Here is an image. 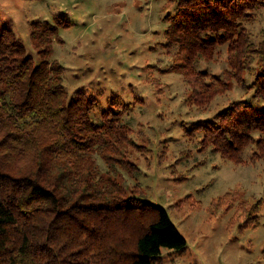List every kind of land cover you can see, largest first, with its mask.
<instances>
[{
    "label": "trees",
    "instance_id": "1",
    "mask_svg": "<svg viewBox=\"0 0 264 264\" xmlns=\"http://www.w3.org/2000/svg\"><path fill=\"white\" fill-rule=\"evenodd\" d=\"M165 10V47L176 59L170 71L197 75L213 99L228 86L197 65L227 47L230 76L257 100L233 102L214 122L196 124L191 133L202 132V150L240 164L253 147L252 159H264V30L256 40L249 28L264 0H168ZM31 28L38 61L12 25L0 23V264H163L164 248L186 251L167 210L102 176L97 157L130 170L127 148L148 157L122 123L127 110L110 109L96 122L97 101L70 97L64 67L49 59L58 27L38 21ZM262 207L258 200L240 208L247 228H258Z\"/></svg>",
    "mask_w": 264,
    "mask_h": 264
},
{
    "label": "rangeland",
    "instance_id": "2",
    "mask_svg": "<svg viewBox=\"0 0 264 264\" xmlns=\"http://www.w3.org/2000/svg\"><path fill=\"white\" fill-rule=\"evenodd\" d=\"M167 4L168 0H0V23L12 25L36 61L39 41L31 39V24L49 21L57 26L60 39L49 59L64 67L70 97L83 93L95 99L96 122L110 109L127 110L122 123L149 150L148 157L127 148L134 170L110 166L99 157L98 166L105 179L114 178L129 194L136 190V195L167 210L187 249L179 253L164 248L163 264H264V159L253 160L254 148L249 147L242 163L225 160L211 149L202 150V132L191 133L198 123L214 122L231 103L257 100L230 76L227 47L213 61L197 65L228 86L227 93L213 99L200 88L197 75L186 78L178 70L170 71L176 59L165 47ZM249 28L260 40L264 11ZM206 82L215 83L212 76ZM230 193L221 209L210 210ZM258 200H263L260 225L247 228L240 208Z\"/></svg>",
    "mask_w": 264,
    "mask_h": 264
}]
</instances>
